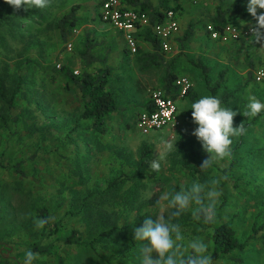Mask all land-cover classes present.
Returning a JSON list of instances; mask_svg holds the SVG:
<instances>
[{
  "label": "rangeland",
  "instance_id": "rangeland-1",
  "mask_svg": "<svg viewBox=\"0 0 264 264\" xmlns=\"http://www.w3.org/2000/svg\"><path fill=\"white\" fill-rule=\"evenodd\" d=\"M99 1L51 0L44 9L17 11L7 5L3 10L16 13L20 23L15 20L14 26L26 31L14 35L7 29L0 31V83L5 93V98L0 97V264H23L25 253L36 244L49 245L51 255L39 254L34 264H58L60 257L63 264H140L141 243L134 240L133 229L142 226L145 217L155 221L160 213L155 208L159 194L218 176L228 179L221 184L223 194L213 225L231 222L238 238L249 246L245 253H234L216 264H264V116L250 125L254 118L243 116L250 96L264 103V83L256 82L249 58L233 60L229 48L209 35V20L219 1L208 5L205 1L204 6L202 0H190L193 7L182 20V30L196 24V36L189 43L177 42L171 54L179 55L177 71L195 81L199 98L210 95L206 77L214 85L222 68L247 75L243 85L231 72L229 79L236 85L228 87L237 90L229 104L238 112L234 126L244 122L247 133L233 138V159L217 162L206 171L200 165L208 154L192 135L197 125L188 117L189 100L180 105L185 119L175 136L167 132L143 136L136 128L135 120L150 92L159 87L163 71L140 69L121 34L100 23ZM236 3L226 0L222 7L232 10ZM74 5H80V26L64 44L55 23ZM228 19L232 26L249 25L248 16L232 12ZM88 35L99 45L96 53L107 57L113 69L109 89L119 110L107 118L105 134L93 129L92 120L81 118L85 100L59 73L61 66L81 73L78 50ZM256 46L264 55V45ZM197 64L208 68L207 76L195 68ZM100 68L95 65L89 71ZM17 88L10 108L8 100ZM161 139L176 143L177 150L164 153L161 171L154 172L149 164L162 151ZM145 151L149 152L147 164L141 168ZM111 182L122 185L109 188ZM126 195L134 197L130 204L124 201ZM42 208L55 217L51 222L58 230L46 238L41 235L43 229L37 230L33 223ZM178 222L187 239L202 237L212 254L208 224L195 221L190 211ZM72 230L81 233L82 244H67Z\"/></svg>",
  "mask_w": 264,
  "mask_h": 264
},
{
  "label": "trees",
  "instance_id": "trees-1",
  "mask_svg": "<svg viewBox=\"0 0 264 264\" xmlns=\"http://www.w3.org/2000/svg\"><path fill=\"white\" fill-rule=\"evenodd\" d=\"M103 1L105 0L98 2L99 7L103 4ZM181 1L182 0H159L158 4L155 5L151 0H126L128 6L140 8L142 11L146 12L150 20V26L142 28L135 33V37L138 40V51L136 54L137 63L140 65V69L142 70H148L151 68L162 70L163 75L160 79L159 87L165 90L168 94H175L178 92V89L175 88L174 84L177 79L185 76H180L179 72L177 71V62L179 60V55L168 58L162 52L160 41L153 33V26H155L157 23L163 22L168 11L173 10L181 12L182 16L183 6ZM222 4L223 2H221L220 6H218L216 15L210 19L209 25H211L215 31L220 32L229 24L228 16L232 12L237 15L248 16L250 17L249 19L252 21V24L255 23V20L250 16V14L244 13L241 10V0H237V3L232 10L223 9ZM7 5L8 4L5 3L4 0H0V31L2 29H7L9 35H14L15 31L20 34L25 33V28L14 26L15 20L17 21V23H20V17H18V20L16 19V13H13L11 11L7 13L3 11L6 10ZM79 6L80 5L72 6L70 10L62 17H60L55 23V28L58 32L59 38L64 44L68 41L70 32L80 26ZM98 19L101 23L99 17ZM196 28V24L192 23L188 25L183 36L181 35L177 38V42H181L182 44L191 42L196 34ZM146 44L151 45V49H145ZM80 45L82 46L80 50H78V52L80 54L82 65L81 73L75 74V71H73L71 67L67 66H61L59 73L67 83L73 84L80 91L83 99L85 100L84 111L81 115V118L92 120L93 129L100 134H105L107 129V118L119 110L116 98L109 89V83L110 78L113 74V69L108 65L107 57H100L96 53V49L99 45L97 42L91 40L89 35L84 37V40ZM95 65H100L101 68L96 70L95 72H90L89 69L93 68ZM195 68L199 70L201 69V72L204 76H206L208 73V68L200 64L195 65ZM225 75L226 71H221L218 76V80L214 85H212L206 77V88L209 91L210 95L221 97L223 104L227 107H230L229 103L234 98L237 90L232 91L227 88ZM195 88L196 86L188 91L186 98L182 102H186L189 100L191 103H193L197 99H199V97H197L195 93ZM17 94L18 88L11 94L8 100L10 108L14 107ZM0 97L5 98L4 88L1 83ZM147 106L148 103H146L145 108ZM260 116L261 113L257 115L252 123H249V125L257 122L260 119ZM188 117L192 119L191 113L188 114ZM148 154V151L143 152L141 156V168H143L147 164L146 157L148 156ZM121 185L122 184H118L116 182H111L109 183V188H116ZM131 198L134 197L126 195L124 197V201L130 204V202L132 201ZM38 217H50L47 208L40 209L38 211ZM208 226L212 229V256L215 261L224 259L234 253L243 254L246 252L249 243L242 242L238 238L237 231L235 230L231 222H226L217 226H214L212 223L208 224ZM117 228L118 227H115V230ZM56 232H58L57 227L52 222H49L43 228L41 235L42 237L46 238L48 235L54 234ZM66 242L67 244H82L81 233L77 230L70 231ZM261 243L264 248V237L261 239ZM32 251L40 255H51L49 245L45 246L42 244H36L32 247ZM58 264H63L62 257L58 259Z\"/></svg>",
  "mask_w": 264,
  "mask_h": 264
},
{
  "label": "clouds",
  "instance_id": "clouds-1",
  "mask_svg": "<svg viewBox=\"0 0 264 264\" xmlns=\"http://www.w3.org/2000/svg\"><path fill=\"white\" fill-rule=\"evenodd\" d=\"M15 10L23 8L44 9L50 6L51 0H4ZM261 10V11H258ZM247 12L255 20L249 26L251 42H264V0H248ZM264 48V47H261ZM192 122L197 125L192 135L201 144L208 157L200 165L201 171L210 169L220 161H230L234 158L233 138L246 135L247 128L242 122L234 126L237 111L223 104L221 97L203 95L191 103ZM264 111V103L255 96L248 98L243 116L255 118ZM176 143L161 139V152L154 158L149 167L154 172L161 171L163 154L176 149ZM177 150V149H176ZM227 176L212 177L205 181L193 182L188 188L179 191H165L159 194L155 208L160 213L155 217H145L143 225L135 227L134 240L141 243L140 264H216L209 252V244L202 237L187 239L178 222L185 213L191 212L195 221L212 224L217 219V203L223 194L221 184ZM32 215V214H29ZM55 217L33 220L37 230L43 229ZM39 254L31 250L25 253L23 264H34Z\"/></svg>",
  "mask_w": 264,
  "mask_h": 264
},
{
  "label": "built area",
  "instance_id": "built-area-1",
  "mask_svg": "<svg viewBox=\"0 0 264 264\" xmlns=\"http://www.w3.org/2000/svg\"><path fill=\"white\" fill-rule=\"evenodd\" d=\"M181 17V12L171 10L166 13L163 22L153 26V33L160 41L161 50L166 56L171 55L176 40L183 31ZM99 18L102 24L110 26L115 32L123 35L130 54H137L138 40L135 33L150 26L146 12L140 8L128 6L126 0H105L99 7ZM207 31L213 40L224 45L251 37L249 27L242 28L229 24L220 32L209 25ZM71 46L69 44L70 48ZM78 73L75 71V74ZM263 80L264 70H260L256 73V81ZM174 86L178 89L175 94H168L161 87L150 92L148 106L138 114L135 120V126L143 136L162 132L175 136L182 129L183 118L180 105L194 85L188 77H180Z\"/></svg>",
  "mask_w": 264,
  "mask_h": 264
},
{
  "label": "crops",
  "instance_id": "crops-1",
  "mask_svg": "<svg viewBox=\"0 0 264 264\" xmlns=\"http://www.w3.org/2000/svg\"><path fill=\"white\" fill-rule=\"evenodd\" d=\"M155 5H157L158 4V1L159 0H151ZM156 1V2H155ZM203 2H204V6H206V3H205V1H208L207 2V5H208V3L210 4V3H212L213 2V0H202ZM217 1H219L218 2V5H217V8H218V6H220V4H221V2H225L226 0H217ZM245 1L246 0H241V10L244 12V13H248V12H246L245 10H243V8H244V6H246V4H245ZM182 2V6H183V12H182V14L184 15H182V17H181V22H182V20H183V18H185V17H187L188 15H187V13L192 9V5H191V3H190V0H182L181 1ZM200 3V2H199ZM198 3V4H199ZM215 3L216 2H214V5H215ZM223 5V4H222ZM217 11V10H216ZM258 11H261V10H258ZM249 14V13H248ZM216 15V12H215V14H213L211 17H210V19L212 18V17H214ZM250 18V17H249ZM229 20V19H228ZM210 21V20H209ZM183 24V23H182ZM252 24V21L249 19V25L248 26H246V28L247 27H249L250 25ZM103 25H105V24H103ZM183 33H185V31L183 30L182 31ZM182 34V33H181ZM121 36L123 37V35L121 34ZM181 36V35H180ZM179 36V37H180ZM195 36H196V34H195ZM195 36H194V38H195ZM193 38V39H194ZM250 39H248V40H242V41H238V42H232V43H229V44H226V45H224V44H221V43H219L221 46H223V47H225V46H227L229 49L231 48V50L232 51H229V49L227 50L228 52H229V56H230V58H232L233 60H234V58H241V57H245L246 56V58L244 59V60H247L248 58L252 61V63L254 64V76H255V79H256V73L258 72V71H260V70H264V67H259V65L260 64H258V63H264V55L262 54V55H260V50H259V48L256 46L257 44H259V43H256V42H251V40H252V37H249ZM123 39H124V37H123ZM176 43H177V40H176ZM262 44L264 45V42H262ZM177 44H175V46H176ZM146 46H148L149 48L151 47V45H149V44H146ZM230 46V47H229ZM235 53V54H234ZM172 54V53H171ZM166 57H168V58H171V55H169V56H166ZM261 58H262V60H261ZM244 60H242V61H244ZM221 71H226V75H225V78H226V82H227V88L229 87H231V86H235L236 85V83L234 82V78H237L238 80L239 79H242V84L243 85H246V83H247V80H246V78H247V75H240V74H238V73H235V71H229V69L227 70V68H222L220 71H219V73H218V76H219V74H220V72ZM231 72H233V74L231 73ZM246 73V71L244 72V74ZM231 74H232V77H233V79H229V77H231ZM207 76V75H206ZM218 76H217V80H218ZM208 79V78H207ZM216 80V81H217ZM193 81H194V79H193ZM205 81H206V79H205ZM231 81H233V83H231ZM257 83H264V80L262 81V82H258V81H256ZM193 85L194 86H196V83H195V81L193 82ZM228 88V89H229ZM237 94V93H236ZM235 94V95H236ZM235 97V96H234ZM232 101V100H231ZM231 101H230V103H231ZM229 103V104H230ZM182 114V113H181ZM262 115L264 116V111H262L261 112V116L259 117V118H261L262 117ZM182 118H183V115H182ZM183 121H184V118H183ZM184 123V122H183ZM182 130V129H181ZM180 130V131H181Z\"/></svg>",
  "mask_w": 264,
  "mask_h": 264
}]
</instances>
